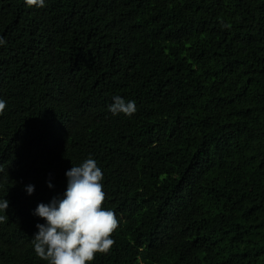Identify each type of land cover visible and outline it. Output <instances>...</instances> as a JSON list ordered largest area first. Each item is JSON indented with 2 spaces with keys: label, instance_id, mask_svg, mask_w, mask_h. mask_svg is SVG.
I'll return each mask as SVG.
<instances>
[{
  "label": "trees",
  "instance_id": "trees-1",
  "mask_svg": "<svg viewBox=\"0 0 264 264\" xmlns=\"http://www.w3.org/2000/svg\"><path fill=\"white\" fill-rule=\"evenodd\" d=\"M0 38V264H49L34 212L88 158L91 264H264V0H0Z\"/></svg>",
  "mask_w": 264,
  "mask_h": 264
},
{
  "label": "clouds",
  "instance_id": "clouds-1",
  "mask_svg": "<svg viewBox=\"0 0 264 264\" xmlns=\"http://www.w3.org/2000/svg\"><path fill=\"white\" fill-rule=\"evenodd\" d=\"M28 6L44 7L45 0H25ZM0 38V45L4 44ZM109 111L131 116L136 112L134 101L113 97ZM6 102L0 100V114ZM67 187L63 198H53L49 204H38L34 215L45 221L37 224L32 244L35 254L49 264H91L97 253H107L114 244L112 233L118 220L112 210L103 208L105 193L101 183L103 172L97 162L88 158L65 173ZM48 187L52 185L49 183ZM28 194L34 186L27 187ZM9 202L0 201V210L6 212ZM8 216H0V222Z\"/></svg>",
  "mask_w": 264,
  "mask_h": 264
}]
</instances>
